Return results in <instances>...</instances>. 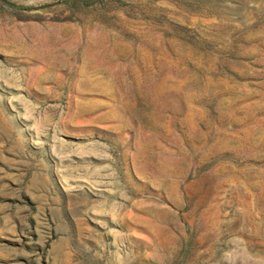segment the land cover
I'll return each mask as SVG.
<instances>
[{
    "label": "rangeland",
    "instance_id": "374dc122",
    "mask_svg": "<svg viewBox=\"0 0 264 264\" xmlns=\"http://www.w3.org/2000/svg\"><path fill=\"white\" fill-rule=\"evenodd\" d=\"M0 264H264V0H0Z\"/></svg>",
    "mask_w": 264,
    "mask_h": 264
}]
</instances>
